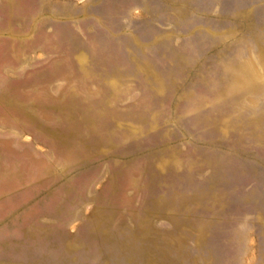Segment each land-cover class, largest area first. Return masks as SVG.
I'll return each instance as SVG.
<instances>
[{
	"label": "rangeland",
	"instance_id": "374dc122",
	"mask_svg": "<svg viewBox=\"0 0 264 264\" xmlns=\"http://www.w3.org/2000/svg\"><path fill=\"white\" fill-rule=\"evenodd\" d=\"M0 264H264V0H0Z\"/></svg>",
	"mask_w": 264,
	"mask_h": 264
}]
</instances>
